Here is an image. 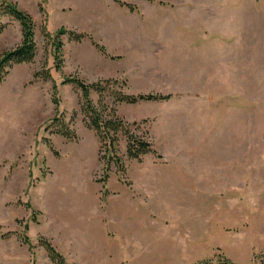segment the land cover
Instances as JSON below:
<instances>
[{
	"label": "rangeland",
	"instance_id": "374dc122",
	"mask_svg": "<svg viewBox=\"0 0 264 264\" xmlns=\"http://www.w3.org/2000/svg\"><path fill=\"white\" fill-rule=\"evenodd\" d=\"M3 1L30 14L37 51L0 83V264H54L41 238L68 264L264 256V0ZM3 21L0 57L23 39ZM70 76L171 95L115 104L152 151L129 157L122 134L106 149Z\"/></svg>",
	"mask_w": 264,
	"mask_h": 264
},
{
	"label": "trees",
	"instance_id": "16d2710c",
	"mask_svg": "<svg viewBox=\"0 0 264 264\" xmlns=\"http://www.w3.org/2000/svg\"><path fill=\"white\" fill-rule=\"evenodd\" d=\"M124 5H127L124 3ZM130 8L134 6L129 5ZM5 16L18 20L22 27L23 39L22 43L12 50L4 52L0 57V83H2L5 77L9 74L10 68L14 64L30 63L35 57L37 51V43L35 40V24L29 13L22 11L17 5L11 2L3 1L0 3V32L4 30L7 23L3 21ZM69 33L70 38L76 41H81L84 37L82 34H76L75 32H68L67 30H60V35ZM61 43V41H60ZM94 45L103 53H106L104 46L94 42ZM62 47V43L59 45ZM59 56V55H58ZM61 58V56H60ZM38 78L47 80L48 73L41 72L37 75ZM64 84H72L80 89L82 94L81 110L87 119V123L91 128L96 131L100 142L106 147V149L113 152L114 148L118 146L119 134L124 135L127 138V154L131 158L141 159V157L152 151V144L146 139L144 134H137L130 129V125L124 122V120L118 116L116 110V103L127 102L137 103L140 101L151 100H163L169 99L171 95H157V94H139L131 95L122 89L116 87L117 80L105 79L96 83L90 84L81 80L78 77L70 76L65 77L62 81ZM113 99V104L109 105L104 100L106 92ZM96 92L100 95L98 103L93 99L92 93ZM53 132L61 133L69 138L75 137V132L69 128L68 123L62 116H57L51 123ZM52 146V145H51ZM111 161V160H110ZM115 161L118 162V158L115 157ZM117 165H121L120 162ZM120 167V166H119ZM40 245H42L50 260L54 264H68L64 255L58 251L55 246L47 239L41 238ZM217 264H238L230 257L224 254L217 255ZM206 264H211L207 262ZM255 264H264V256L258 258Z\"/></svg>",
	"mask_w": 264,
	"mask_h": 264
}]
</instances>
